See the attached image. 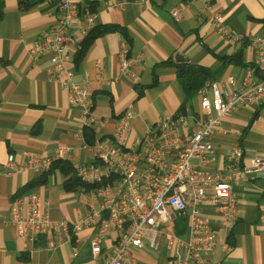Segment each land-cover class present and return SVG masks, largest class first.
<instances>
[{"label":"crops","instance_id":"1","mask_svg":"<svg viewBox=\"0 0 264 264\" xmlns=\"http://www.w3.org/2000/svg\"><path fill=\"white\" fill-rule=\"evenodd\" d=\"M60 0H27L31 4L21 11L18 0H0V264H97L91 241L99 233L102 200L96 192L64 191V176L55 171L38 192L54 221L75 223L89 217L92 223L62 235L28 241L18 236L9 224L13 197L42 172L26 166V152L53 160L58 150L74 164L93 161L92 149L83 139L84 121L80 108L72 106L68 92L52 79L49 68L53 56L34 58L30 49L54 21ZM205 9L193 0H82V7L94 5L96 25L124 27L132 39L131 72L121 73L122 52L128 47L119 32L97 38L78 68L74 56L84 39L75 34V43L66 53V67L74 80L93 93L96 138L110 137L125 111L131 110L128 144L164 116L182 112L186 91L174 65L156 67L171 60H187L212 72L222 68L220 55H234L242 50L243 61L253 64L252 39L264 36V0H211ZM182 6L179 18L172 10ZM221 16L228 32L218 30L215 16ZM247 44V45H246ZM252 66H227L213 82H225L230 76L240 78ZM154 74L158 82L152 86ZM211 82V81H210ZM209 83V82H208ZM206 83V84H208ZM138 86L142 96H138ZM196 118L200 112L199 92L186 105ZM196 122V121H195ZM38 132H34L38 126ZM217 151L215 170L226 172L229 155L240 146L242 165L254 157L264 158V104L244 107L225 117L220 131L212 137ZM13 159L14 168L10 165ZM16 166V167H15ZM235 216L227 219L212 204L201 210L216 231V248L205 255L208 264H264V173L256 176L238 174L232 181ZM117 233L102 241V254L115 245ZM233 245H230L229 239ZM55 242L54 246L49 243ZM77 255L74 256V250ZM168 249L149 246L132 249L144 264H165Z\"/></svg>","mask_w":264,"mask_h":264},{"label":"built area","instance_id":"2","mask_svg":"<svg viewBox=\"0 0 264 264\" xmlns=\"http://www.w3.org/2000/svg\"><path fill=\"white\" fill-rule=\"evenodd\" d=\"M193 1L202 3L205 9L211 8V0ZM81 3L82 0H60L53 23L32 45L30 53L34 58L53 56L49 68L52 79L68 92L70 104L80 108L83 127H92L96 133L93 93L79 85L66 67V53L75 43L76 32L85 37L95 26V13ZM181 10L182 6H177L172 15L179 18ZM214 19L218 30L229 31L221 16ZM251 45L256 53L252 67L240 78L230 76L225 82L206 84L199 91L200 112L196 118L188 111L164 116L128 144L131 120L136 114L127 110L110 137L96 138L92 146L84 141L92 149L93 161L74 164L77 176L88 183L116 177L94 191L101 198L105 213L100 231L91 241L97 264H144L132 254V249L149 246L161 251L163 244L169 252L165 264H208L205 255L216 248L217 236L201 206L212 204L227 219L234 218L232 181L238 174L264 173V158L254 157L249 165H242L244 154L240 146L229 155L226 172L212 167L217 158L212 137L220 131L224 118L241 108L264 104V36H255ZM128 53L126 47L122 52L123 76L131 72ZM64 156L63 149L55 155ZM25 157L26 166L38 172L48 170L53 162L50 157L32 152H26ZM13 162L10 158L12 169H16ZM8 217L19 237L35 241L54 235L60 243L62 235L71 238L73 232L93 222L90 216L75 223L52 220L36 191L14 199ZM181 218L187 221L183 235L176 231V221ZM113 232L118 234L115 245L102 254V241ZM49 245L54 246L55 242Z\"/></svg>","mask_w":264,"mask_h":264},{"label":"trees","instance_id":"3","mask_svg":"<svg viewBox=\"0 0 264 264\" xmlns=\"http://www.w3.org/2000/svg\"><path fill=\"white\" fill-rule=\"evenodd\" d=\"M18 5L21 11H26L30 8L31 4L27 2V0H18ZM90 11L97 12V8H95L94 5L90 6ZM2 11V3H0V14ZM264 23V19L260 20ZM112 32H119L123 35V37L126 40V43L129 47V53L130 55V48L132 46V39L128 35L127 30L124 27L110 24V25H96L94 26L89 33L84 37V39L79 44V48L74 56V65L76 68L80 66L82 63L88 49L91 47V45L94 43V41L104 36L108 33ZM247 45V44H246ZM218 58L222 61V68L219 69L217 72H212L208 68L191 64L187 60H178L177 63H174L171 60H167L164 62H161L156 65V67L159 66H166V65H174L177 69V75L182 83L185 91H186V100L183 103L182 106V112H186V105L192 99L208 82L215 81L220 74L224 71V69L229 65H237V66H252L251 64H248L243 61L242 58V50H239L234 55H220ZM158 82L157 75L154 74V80L152 83V86H155ZM136 89L138 90V96H142L143 91L136 86ZM40 125L37 127V129L34 132H38L40 129ZM96 133L95 130L92 127L85 126L83 128V138L87 145H94L95 139H96ZM59 171L64 176V191L66 192H77L80 190H84L86 192L96 191L97 189L106 186L109 184L113 178H116L113 176L110 179H105L102 182H95V183H88L83 181L79 176H77L76 170L74 168V165L71 161L63 158H57L53 160L50 168L44 172H42L34 181L28 183L21 191L16 194L13 199L19 198L21 196H24L26 194H29L34 191L39 186L45 185L49 182L50 176L55 172ZM186 218H181L180 223H183L180 227H177V233L179 235H183L186 232L187 225L184 224V221ZM230 245H233L231 242V238L229 239Z\"/></svg>","mask_w":264,"mask_h":264},{"label":"rangeland","instance_id":"4","mask_svg":"<svg viewBox=\"0 0 264 264\" xmlns=\"http://www.w3.org/2000/svg\"><path fill=\"white\" fill-rule=\"evenodd\" d=\"M183 223H180V219L176 221V231H177V227H180ZM184 224L187 225V221H184Z\"/></svg>","mask_w":264,"mask_h":264}]
</instances>
